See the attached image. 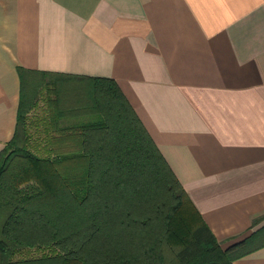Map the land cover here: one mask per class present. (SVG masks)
<instances>
[{"label":"crops","instance_id":"crops-1","mask_svg":"<svg viewBox=\"0 0 264 264\" xmlns=\"http://www.w3.org/2000/svg\"><path fill=\"white\" fill-rule=\"evenodd\" d=\"M19 66L116 81L221 245L259 232L234 264H264V0H0V154Z\"/></svg>","mask_w":264,"mask_h":264},{"label":"trees","instance_id":"trees-1","mask_svg":"<svg viewBox=\"0 0 264 264\" xmlns=\"http://www.w3.org/2000/svg\"><path fill=\"white\" fill-rule=\"evenodd\" d=\"M18 70L16 132L0 154V264H234L252 250L259 232L221 245L116 81L67 96L77 84L58 80L75 75L39 71L38 83ZM43 86L53 96L34 119Z\"/></svg>","mask_w":264,"mask_h":264},{"label":"rangeland","instance_id":"rangeland-1","mask_svg":"<svg viewBox=\"0 0 264 264\" xmlns=\"http://www.w3.org/2000/svg\"><path fill=\"white\" fill-rule=\"evenodd\" d=\"M36 77H38L39 78V80H38V83H40V81L42 80V77L40 76V75H38V76H36ZM52 77L53 76H47L46 78V80H51L52 79ZM45 80V79H44ZM74 80L75 79H69V78H60L58 81H59V83L58 84H75L74 83ZM43 84H44V81H43ZM47 84V83H46ZM64 90H65V92H66V95L67 96H69L70 95V93L69 92H71V94L72 93H79V92H81V90H82V87L81 86H78V85H76V86H70V85H68L67 87H65L64 88ZM40 99H39V104L41 105H39L36 109H33V111H32V113H31V118H34V119H36V117H37V115H39V114H41V113H43V107L45 106V103H46V97H47V95L48 94H50V95H52L53 96V93H50V90H47V88L45 87V86H43L42 88H41V90H40ZM2 213V215H0V226H1V224H2V216H4V213L3 212H1L0 211V214Z\"/></svg>","mask_w":264,"mask_h":264}]
</instances>
